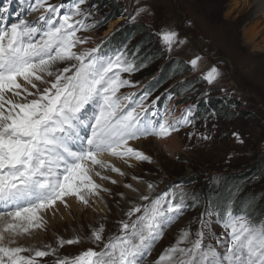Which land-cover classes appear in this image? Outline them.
Here are the masks:
<instances>
[{
	"label": "snow or ice",
	"instance_id": "snow-or-ice-1",
	"mask_svg": "<svg viewBox=\"0 0 264 264\" xmlns=\"http://www.w3.org/2000/svg\"><path fill=\"white\" fill-rule=\"evenodd\" d=\"M11 2L0 6V12L8 14ZM84 3L29 0L26 14L41 12L35 20L17 12L15 22L0 26V264H39L38 258L55 255L57 249L51 246L47 251L26 248L17 245V238L43 229L44 214L48 210L55 214L58 203L67 208L68 198H75L88 206L91 197L109 191L94 177L111 180L102 173H124L105 160V154L125 162H151L129 142L149 136L166 139L192 123L191 109L169 120L167 114L148 113V91L138 99L134 93H121L122 88L135 87L123 74L138 70L124 53L104 55L97 47L77 51L89 42L78 33L94 27L86 23L90 13L82 9ZM146 11L141 7L136 14ZM160 35L169 51L183 43L173 30ZM200 59L190 61L194 69ZM61 64L65 66L57 67ZM219 76L212 67L204 79L211 84ZM233 135L239 139L238 133ZM153 188L148 185L149 191ZM139 199L148 203L126 211L128 219L119 222L117 235L105 241L104 226L93 229V241L103 243L99 251L88 248L72 258H57L55 264H144L145 255L183 214L185 205L183 195L178 197L173 190L155 197L141 194ZM202 216L207 219L200 220L196 238L190 239V227L181 230L156 264H264V222L231 208L223 215L206 210ZM213 216L225 236L212 231ZM205 229L219 247L205 243ZM79 242V237L60 238L58 244Z\"/></svg>",
	"mask_w": 264,
	"mask_h": 264
},
{
	"label": "rangeland",
	"instance_id": "rangeland-1",
	"mask_svg": "<svg viewBox=\"0 0 264 264\" xmlns=\"http://www.w3.org/2000/svg\"><path fill=\"white\" fill-rule=\"evenodd\" d=\"M89 1L95 2L97 6L104 1L110 2L108 0ZM118 4L127 5L126 11L130 12L131 17L129 22L137 24L136 31L142 27L137 38L148 37L150 41L147 47L152 44V39L158 41L159 34L164 30L179 32V38L183 43H176L173 57L180 61L192 60L197 56L201 58L194 69L195 74L200 73L199 69L202 72L196 79L200 86L204 84V76L212 68L211 66L218 65L221 70L220 82H217L215 86L213 83L207 84L211 85L213 95L229 98L227 92L231 89L236 90L237 94L234 98H242V110L249 115H240L233 121L221 122L217 131H214L212 139H204L203 135L192 138L189 134L180 133L177 135L180 144L176 149L166 148L161 145L160 140L150 136L145 140L142 150L140 147L136 148L144 151L151 158V162L136 163L137 160H130L133 164L129 166L134 165L130 167V170L134 169L136 172L132 173L133 175L122 176L124 184L118 183L117 187L113 188L111 186L113 193L104 194L102 201L107 204L104 211H99L95 207L94 197L90 199L88 206L82 205L83 210L79 220L72 216L71 224L63 221L64 225L61 223L59 229L51 227L42 229L46 241L43 250H49L46 246L57 249L53 257L60 253L67 258H72L88 248L98 249L102 243L93 241V229H99L103 225L105 238L117 234L119 222L127 218L126 211L134 204H141L139 196L152 193L162 186L161 183L164 185L170 181H176L181 175L189 181L187 178L196 174L199 176L207 170L228 176L234 174L232 169L238 164L246 165V172L249 173L250 170V178L257 172L259 161H263L264 168V32H261L254 40L247 39L243 33L244 27L251 21V19L245 21L244 15L251 10L252 6L242 10L244 4L235 7L231 0H125ZM141 7L146 8L147 11L137 15V10ZM112 8L110 7L109 10ZM109 10L106 11L103 7V13ZM126 18L109 20L104 34L111 30V25L116 26ZM255 20L259 21L258 18ZM243 21H245L244 24L240 26ZM175 63V61L172 62L167 71L178 76ZM147 70L157 69L149 66ZM191 77L195 79L196 75ZM234 133L239 134V139L233 135ZM174 136L171 135L169 138ZM186 160H191L194 165L181 164ZM200 162H204L205 165L200 166ZM191 167L196 169L192 170ZM262 174L264 173L257 174L254 177L255 181L253 179L249 187H255L252 192L259 193L261 195L259 198L264 200ZM134 182L143 184L145 188L151 184L154 188L150 193H144L143 188L140 187L141 194L128 201L127 205L124 201L125 189H129L127 185H133ZM193 184L188 185L193 188ZM196 190L202 192L199 189ZM196 214L197 212L188 215L187 219L181 222L182 225L184 227L192 225L193 221L188 219H195ZM178 229V226L175 227L173 233ZM75 237L80 238V243L75 247L68 244L60 247L58 244L60 238L68 240ZM168 244L167 238L165 245Z\"/></svg>",
	"mask_w": 264,
	"mask_h": 264
},
{
	"label": "bare ground",
	"instance_id": "bare-ground-1",
	"mask_svg": "<svg viewBox=\"0 0 264 264\" xmlns=\"http://www.w3.org/2000/svg\"><path fill=\"white\" fill-rule=\"evenodd\" d=\"M231 2L233 3V5L235 7H238V6H241L244 4L242 10L247 9L249 6H252L251 10L244 15L245 21L251 19L248 26L244 27V29H243L244 36L247 39L254 40L261 32H264V0H231ZM255 18H258L259 21L255 20ZM245 21L240 23V26H241V24H244ZM112 27H114V24L111 25L110 28L112 29ZM240 48H238V49H240ZM237 52L240 53L239 50H237ZM245 53H247V52H245ZM159 142L161 143V145H163L169 149H174V148L176 149L179 147L178 145L180 144L177 135H175L172 138L168 137L164 140H160ZM144 143H145V141L140 140L137 143H135V146L140 147V149H141V148H143ZM104 159H105V156H104ZM130 164H133V163H131L130 160H127V162H125L124 160H120V162H117V164H114V165L118 168H121L122 171L125 172L126 175H128V174L133 175L132 173H135L136 171L134 169L130 170V166H129ZM102 174L108 175V171H104ZM114 178L120 184H124L123 178H121L119 176H115ZM96 181H97V183L102 184L103 187L106 186L105 180H101L99 177H96ZM140 187L143 188L144 193H146V192L150 193L151 192L148 190V188H145L143 186V184L138 183V182H134V184L132 185V188L137 189V191L133 192L132 189H125V192H126L125 195L126 196L124 198V201L127 203L128 201L132 200L133 198H136L137 196H139V194H141V192H139ZM109 188L111 189V186H109ZM104 197L105 196L103 194L100 197H95V199H94L95 207L99 211H104L107 207V204L104 201H102V199ZM68 204H69V207H67V208L63 204H60V203L57 204L56 208L58 210L55 211V214H53V210H48L44 214L45 220L47 221L44 228L51 227L53 229H59V227L63 224V221H66L67 223L71 224V221H72L71 217L72 216L73 217L75 216L76 220H79L81 218V215H82L83 206L80 205V203L75 198L68 199ZM127 205H128V203H127ZM45 242H46L45 236H44V232L42 229H37L32 236H22V237L17 238V245L23 246L26 248L30 247V248L43 249V248H45V247H43L45 245ZM17 245H13V246H17Z\"/></svg>",
	"mask_w": 264,
	"mask_h": 264
},
{
	"label": "trees",
	"instance_id": "trees-1",
	"mask_svg": "<svg viewBox=\"0 0 264 264\" xmlns=\"http://www.w3.org/2000/svg\"><path fill=\"white\" fill-rule=\"evenodd\" d=\"M117 13H113L112 15L113 16H115ZM142 31V29L141 28H139L138 30H137V32L138 33H140ZM148 41H150L149 40V38L148 37H143L142 38V45L143 46H145L147 43H148ZM153 72L154 71H150V72H148V75H152L153 74ZM243 114L245 115V116H247V115H249V114H247L246 112H243ZM260 153V152H259ZM255 160H256V157L254 158ZM204 162H206V161H204ZM204 162H200L201 164H200V166L203 164V165H205L204 164ZM186 163H190L191 165H194V163L193 162H191V160H186L185 162H183V163H181V164H186ZM184 166H186V165H184ZM263 161H259V165H258V168H257V172L256 173H254L253 174V177H255L257 174H259V173H261V172H264V170H263ZM183 168V167H182ZM191 169L192 170H194V169H196V167H191ZM246 165L245 164H238V165H236L235 167H233V169H232V171H234V174H232V175H228L229 177H238V178H240V179H243V180H248L247 181V183H248V185L249 184H252L253 183V180H252V177H250L249 178V176L251 175L250 174V170H249V173H247L246 172ZM208 171V170H207ZM206 171V172H207ZM206 172H203L202 174H199V176H197L198 174H196V177L195 178H192L191 180H190V182H192V183H194V186H195V188H197V189H199L200 191H203L204 189H205V182H203V180H202V178L204 177V175H205V173ZM263 175V174H262ZM182 176V175H181ZM178 178V177H177ZM263 178H264V176H263ZM254 181H255V179H254ZM196 183V184H195ZM253 189H255V187H250V189L248 188V192L249 193H252V190ZM251 191V192H250ZM254 194H258V193H254ZM261 207H262V209L264 208V202L263 203H261Z\"/></svg>",
	"mask_w": 264,
	"mask_h": 264
}]
</instances>
